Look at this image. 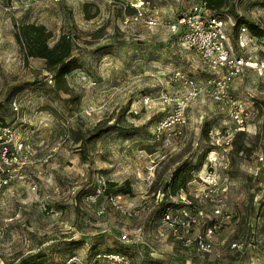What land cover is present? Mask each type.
<instances>
[{
	"label": "rangeland",
	"instance_id": "obj_1",
	"mask_svg": "<svg viewBox=\"0 0 264 264\" xmlns=\"http://www.w3.org/2000/svg\"><path fill=\"white\" fill-rule=\"evenodd\" d=\"M230 1L244 22L263 25L260 36L249 29L253 37L244 48L231 33L235 53L259 66L245 68L219 102L205 89L212 73L174 26L204 0H0V118L12 127L2 142L13 152L23 143L11 165L19 166L16 178L0 191V264H68L73 257L80 264H110L94 256L100 251H122L133 264H264V181L249 173L256 157H264V0ZM137 11L157 25L128 19ZM23 23L44 25L51 43L61 34L70 37L78 66L66 80L79 100L54 90L43 59H24L14 36ZM177 69L203 92L179 132L167 130L157 140L156 122L173 106L162 95L189 89L168 80ZM237 117L248 149L236 153L231 146L226 154L210 130L236 133ZM105 121L113 127L93 137ZM207 157L230 162L209 168ZM177 167L190 173L185 190L193 210L202 209L192 236L204 232L220 207L221 227L206 236L208 254L178 245L160 223L161 197L174 203L175 196L154 195L152 187H161ZM207 170L226 185L215 205L204 196ZM124 180L132 192L116 195V204L97 194ZM244 240V249L232 246Z\"/></svg>",
	"mask_w": 264,
	"mask_h": 264
},
{
	"label": "built area",
	"instance_id": "obj_2",
	"mask_svg": "<svg viewBox=\"0 0 264 264\" xmlns=\"http://www.w3.org/2000/svg\"><path fill=\"white\" fill-rule=\"evenodd\" d=\"M128 19L134 21H142L146 25L155 26L156 21L150 17H144L141 11H137V14L128 16ZM236 24L234 16L228 13H224L222 16H216L208 11L204 4L201 9H195L187 16H183L174 24L182 28L180 40L181 42L193 49L200 57L202 63L212 73V76L206 79L205 89L207 93L215 100L224 102L228 99V90L232 81L239 76L245 68H258L249 58L237 55L233 48L230 39V30ZM259 27L263 29V25L259 24ZM252 34L245 24L238 25L237 42L241 48H244L252 39ZM264 67V66H261ZM168 80L175 84H182L188 87V91L182 96L167 97L162 95L163 103L173 102L171 112L156 122L155 125V139L160 140L164 132L170 129L179 132L182 126L187 122V109L189 105L199 96L202 88L198 86L193 80L181 70H173L167 75ZM138 110L134 109V113ZM87 115H91L90 111L86 112ZM237 128L240 130L243 128L242 119L237 117ZM12 127L0 122V191L11 181L19 166L11 168L13 162L18 163V152L22 150L23 143L17 145V149L11 150V146L4 143L2 140L5 137L12 135ZM237 130V129H236ZM213 133L214 144L217 147H221L223 150H230L232 146V140L235 136V132L223 137L219 131L210 130ZM15 148V147H14ZM226 150V154L228 153ZM209 162V168H213L221 162L224 167L229 164L230 157H207ZM12 169V170H11ZM249 173L254 178H260L264 181V157H256L254 165L249 168ZM203 182L207 185V192L205 198L211 203L217 202V195L220 191L225 190V182L218 181L211 171L207 170L204 174ZM187 190V189H186ZM97 194H104V188H99ZM109 201L116 204V195H106ZM177 206L175 208L166 207L160 213V223L165 229L171 230L174 241L182 247L194 246L197 251L202 254H208L212 250L211 243L207 239V235L214 231H217L221 227V220L218 219L221 216L220 207L214 209V219L205 228L204 232L192 236V228L197 220V215L202 214V209L193 210V203L188 197L187 192L181 190L176 196L175 201ZM219 203V202H218ZM215 205V204H214ZM260 229L264 238V204L260 212ZM122 239H127V235L124 233L121 236ZM246 241H239L232 246L236 249H244ZM96 258L108 262L110 264H132L129 256L123 252H101L96 254ZM68 264H80L76 257L71 258ZM232 264H240L234 262Z\"/></svg>",
	"mask_w": 264,
	"mask_h": 264
},
{
	"label": "trees",
	"instance_id": "obj_3",
	"mask_svg": "<svg viewBox=\"0 0 264 264\" xmlns=\"http://www.w3.org/2000/svg\"><path fill=\"white\" fill-rule=\"evenodd\" d=\"M204 7L216 16H222L224 13H228L235 17L236 24L231 28L230 39L232 31L238 33V25L240 24H245L255 35L260 36L262 34V29L259 27L258 23H254L253 25L247 24L243 21L241 16L234 13V5L230 0H204ZM225 9H227L228 12ZM92 16L93 15L90 16L89 14L86 15L87 18H91ZM14 28L15 40L22 51L24 59L27 60L34 57L43 59L46 70H48L50 73H53L52 77L54 80V90L57 92H63L72 96L75 100H79V95L74 92V89L70 87L66 80V75L72 69L78 66L77 60L72 55L74 45L70 37L66 34H61L55 41L51 43L50 40L52 38V33L42 24L23 23L21 25L16 24ZM0 122L2 124H6L5 119L0 118ZM106 122L107 121L99 123L95 126L93 137H97L113 127L112 123ZM232 146L234 148V152L236 153H242L248 149V147H246V143L244 142V132L242 130L236 131L234 139L232 140ZM189 177L190 173H184L179 170V167H177L175 171L171 173L168 179L162 183L161 187H154L153 185L152 188L154 190L152 192L154 195L156 193L162 194L163 192L172 198L176 196L181 190L184 191L187 189V183L190 180ZM131 192L132 189L127 180H124L121 184L110 182L104 189V194L107 196L125 195L130 194ZM163 199L164 198L162 196L158 204L159 214L166 207H177L176 203L170 201L166 203L163 202ZM97 253H101V251ZM97 253H95L94 256H96Z\"/></svg>",
	"mask_w": 264,
	"mask_h": 264
},
{
	"label": "bare ground",
	"instance_id": "obj_4",
	"mask_svg": "<svg viewBox=\"0 0 264 264\" xmlns=\"http://www.w3.org/2000/svg\"><path fill=\"white\" fill-rule=\"evenodd\" d=\"M26 5H28V3L24 2V3H22V4L20 5V7H23V6H26Z\"/></svg>",
	"mask_w": 264,
	"mask_h": 264
}]
</instances>
